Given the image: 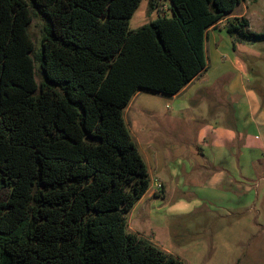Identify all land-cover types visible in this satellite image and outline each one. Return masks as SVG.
<instances>
[{
  "label": "trees",
  "instance_id": "obj_1",
  "mask_svg": "<svg viewBox=\"0 0 264 264\" xmlns=\"http://www.w3.org/2000/svg\"><path fill=\"white\" fill-rule=\"evenodd\" d=\"M139 2L0 0V264H184L126 229L150 176L123 108L204 71L207 29L240 0H170L171 16L132 29ZM224 27L264 39L244 16Z\"/></svg>",
  "mask_w": 264,
  "mask_h": 264
},
{
  "label": "rangeland",
  "instance_id": "obj_2",
  "mask_svg": "<svg viewBox=\"0 0 264 264\" xmlns=\"http://www.w3.org/2000/svg\"><path fill=\"white\" fill-rule=\"evenodd\" d=\"M246 2L248 29L264 33V0ZM243 4L237 10L243 9ZM172 14L170 0H140L129 18V27L137 28L158 15ZM45 25V18L34 12L28 31L35 44L32 56L38 84L44 82L37 57ZM224 31L217 33L215 42L210 37L205 40L207 68L199 80L212 83L201 86L188 101L189 110H179V97L146 89L138 90L123 108L126 127L147 165L150 187L162 170V162L177 168L193 164L189 174L206 178L198 172L201 159L184 158L182 164L176 157L182 153L175 149L179 145H200V127L217 126V121L241 132L238 146L243 153L237 160L238 168L245 172L241 181L227 184L223 180L205 191L199 184L185 181L158 201L151 191L145 192L126 212L128 231L179 257L184 264H264V120L256 124L254 119L264 104V39H244ZM231 63L238 70L232 69ZM235 79L244 89L231 92L229 87ZM212 88L216 89L210 93ZM200 104L204 105L197 109ZM168 199L170 203L179 199L202 203L176 214L162 206Z\"/></svg>",
  "mask_w": 264,
  "mask_h": 264
},
{
  "label": "crops",
  "instance_id": "obj_3",
  "mask_svg": "<svg viewBox=\"0 0 264 264\" xmlns=\"http://www.w3.org/2000/svg\"><path fill=\"white\" fill-rule=\"evenodd\" d=\"M243 1L244 8L241 10H237V7L241 5V2ZM239 2L235 8L227 14L224 18L219 20L214 25L210 26L207 29V37L206 39L212 38L213 42H215V39L217 37V33L221 34V32H225L224 25L226 23V20L233 16H244L248 20L249 24V18L248 16V2L246 0H242ZM231 68L234 70H238L237 67L231 63ZM206 70V69H205ZM204 70V71H205ZM224 69L220 68V71H223ZM203 72V71H202ZM197 74L190 82H188L180 91H178L176 94L171 95V97H179V110H189V104L188 101L192 99V97L196 96L200 92V87H209V84L212 83L210 80L200 79L201 73ZM196 80L202 81L197 82ZM232 84V87H229V91L234 92L236 89L241 88L244 89L239 82L235 79V81ZM216 88H212L210 90L212 93ZM226 90V89H225ZM203 92L199 94V96L202 95ZM246 98V95L244 96ZM204 104L197 105V109L200 108ZM260 105V103H259ZM262 105V104H261ZM260 105V106H261ZM263 108L261 109L260 114L254 118L256 121V124H258V120H264V104L262 105ZM220 116V114H216ZM253 122V119L251 120ZM215 125H204L200 127V129L197 131V137L199 142H201L200 145L195 146H176L175 149H179L182 154L177 155L176 157L179 158L181 163L183 164L182 159L184 158H198L201 159V162L197 164L198 172H201V174H205V179H198L199 177H196V175L189 174L190 167L193 164H189L188 166H183L182 168L177 167H169L166 163H161L160 170L158 171V177L155 180V184H151L152 187L149 186L148 191H151V195L155 197V200L158 201V197H165L168 190H177L180 186H182V183L187 181L188 184H199L200 189L205 191L209 190L211 186L214 184H220L221 181L225 180V183L232 184L233 182L237 183L238 181H241L242 178H244V171L242 168H238L237 160L239 159V156L243 153L242 149L239 148L238 142H241V132L237 131L236 129L228 128V125L226 124H219L217 121H215ZM230 127V126H229ZM243 142V141H242ZM248 146V145H246ZM248 149V148H247ZM178 165H180L177 162ZM148 169V168H147ZM184 169V170H183ZM184 171V172H183ZM185 175H182V174ZM240 179V180H239ZM151 183V179H150ZM161 184V189L157 191V194H153V191L155 190V187L157 184ZM240 183V182H239ZM237 189V188H236ZM140 198L142 199L145 194ZM171 199H168V201L163 204L162 206H166L167 209H170L174 213L178 214L181 213V211L185 212L186 210H190L194 208V204L202 203L201 200H193V201H186L179 199L175 200L174 203H170Z\"/></svg>",
  "mask_w": 264,
  "mask_h": 264
},
{
  "label": "built area",
  "instance_id": "obj_4",
  "mask_svg": "<svg viewBox=\"0 0 264 264\" xmlns=\"http://www.w3.org/2000/svg\"><path fill=\"white\" fill-rule=\"evenodd\" d=\"M161 189V184L159 183V184H157L156 185V187H155V190L154 191H156V190H160Z\"/></svg>",
  "mask_w": 264,
  "mask_h": 264
}]
</instances>
